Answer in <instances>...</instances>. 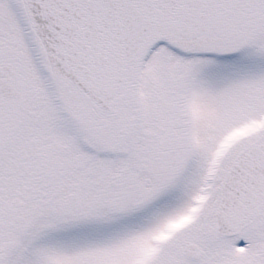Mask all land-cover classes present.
<instances>
[{
    "label": "snow or ice",
    "instance_id": "obj_1",
    "mask_svg": "<svg viewBox=\"0 0 264 264\" xmlns=\"http://www.w3.org/2000/svg\"><path fill=\"white\" fill-rule=\"evenodd\" d=\"M0 264H264V0H0Z\"/></svg>",
    "mask_w": 264,
    "mask_h": 264
}]
</instances>
